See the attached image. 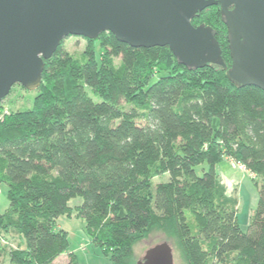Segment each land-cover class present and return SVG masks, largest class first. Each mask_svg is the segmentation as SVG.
Returning a JSON list of instances; mask_svg holds the SVG:
<instances>
[{
    "label": "trees",
    "instance_id": "obj_1",
    "mask_svg": "<svg viewBox=\"0 0 264 264\" xmlns=\"http://www.w3.org/2000/svg\"><path fill=\"white\" fill-rule=\"evenodd\" d=\"M201 24L216 31L224 68L189 69L167 47L136 49L109 33L79 57L62 41L44 61L32 108L0 119V238L22 239L8 264H53L69 244L56 222L72 215L110 264H134L135 246L155 232L175 241L185 264H264V93L228 79L219 7L192 21ZM224 159L256 179L245 233L215 173ZM161 175L168 180L154 184Z\"/></svg>",
    "mask_w": 264,
    "mask_h": 264
},
{
    "label": "water",
    "instance_id": "obj_2",
    "mask_svg": "<svg viewBox=\"0 0 264 264\" xmlns=\"http://www.w3.org/2000/svg\"><path fill=\"white\" fill-rule=\"evenodd\" d=\"M219 6L228 32V79L264 93V0H0V106L14 85L36 91L44 61L67 37L103 33L129 47H167L189 69L224 68L216 31L193 19ZM136 264H174L157 244Z\"/></svg>",
    "mask_w": 264,
    "mask_h": 264
},
{
    "label": "rangeland",
    "instance_id": "obj_3",
    "mask_svg": "<svg viewBox=\"0 0 264 264\" xmlns=\"http://www.w3.org/2000/svg\"><path fill=\"white\" fill-rule=\"evenodd\" d=\"M96 40V39H95ZM94 41V40H93ZM87 39L82 37H67L63 40L61 48L69 55L79 57L87 48ZM97 50L99 49L96 45ZM118 64V60H115ZM38 91H27L20 85H14L10 93L1 102L0 116L6 113L25 112L32 108ZM207 170L204 164L195 168L197 176L202 175V171ZM215 173L218 180L226 187L227 193L234 197L237 201L236 221L242 232H246L249 224L250 216L253 214L257 201L258 189L256 188V179L250 175L239 164L224 159L215 167ZM168 180V175H161L153 180L154 184L164 183ZM6 187H0V213L5 212L8 208L6 198ZM82 204V198L78 197L69 201V207L73 208ZM57 230L65 231L68 234V248L65 253L59 256L53 264H67L70 254L76 259V264H110L108 259L102 255L98 248L93 247L90 243L85 229V221L72 215L68 217H60L56 222ZM166 242L173 253L174 264H185L183 257L178 250L175 241L167 239L162 233H153L146 241L141 242L134 248V264L142 261L143 256L149 248ZM22 246V239L19 235L9 232L0 238V250H2V264H8L7 254L10 250ZM206 264H216L214 260H210Z\"/></svg>",
    "mask_w": 264,
    "mask_h": 264
},
{
    "label": "built area",
    "instance_id": "obj_4",
    "mask_svg": "<svg viewBox=\"0 0 264 264\" xmlns=\"http://www.w3.org/2000/svg\"><path fill=\"white\" fill-rule=\"evenodd\" d=\"M2 118V116H0V119Z\"/></svg>",
    "mask_w": 264,
    "mask_h": 264
},
{
    "label": "bare ground",
    "instance_id": "obj_5",
    "mask_svg": "<svg viewBox=\"0 0 264 264\" xmlns=\"http://www.w3.org/2000/svg\"><path fill=\"white\" fill-rule=\"evenodd\" d=\"M7 114V113H6Z\"/></svg>",
    "mask_w": 264,
    "mask_h": 264
},
{
    "label": "flooded vegetation",
    "instance_id": "obj_6",
    "mask_svg": "<svg viewBox=\"0 0 264 264\" xmlns=\"http://www.w3.org/2000/svg\"><path fill=\"white\" fill-rule=\"evenodd\" d=\"M219 7V6H218Z\"/></svg>",
    "mask_w": 264,
    "mask_h": 264
}]
</instances>
